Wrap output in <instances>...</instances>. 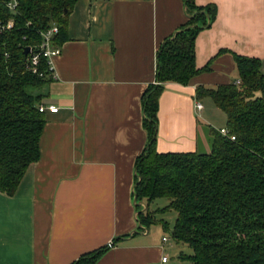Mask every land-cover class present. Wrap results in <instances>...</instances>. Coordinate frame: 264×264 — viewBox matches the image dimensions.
Here are the masks:
<instances>
[{
	"label": "crops",
	"instance_id": "0c3cea01",
	"mask_svg": "<svg viewBox=\"0 0 264 264\" xmlns=\"http://www.w3.org/2000/svg\"><path fill=\"white\" fill-rule=\"evenodd\" d=\"M194 2L216 13L195 38L200 72L163 85L162 153L207 152L209 128H224L226 116L197 87L239 82L235 55L264 66V0ZM187 20L184 0H76L51 59L42 103L57 111L44 112L40 157L12 195L0 190V264H72L110 241L93 264H174L161 260L172 239L141 229L135 163L148 143L142 96L156 81L157 53Z\"/></svg>",
	"mask_w": 264,
	"mask_h": 264
},
{
	"label": "trees",
	"instance_id": "16d2710c",
	"mask_svg": "<svg viewBox=\"0 0 264 264\" xmlns=\"http://www.w3.org/2000/svg\"><path fill=\"white\" fill-rule=\"evenodd\" d=\"M0 0V190L12 195L28 166L40 157L45 114L39 105L52 81L47 60L36 72L26 68L25 47L39 43V31L58 26L53 44L66 38L68 16L76 0H17L14 11ZM186 23L157 53L156 81L142 96L148 143L135 163L134 194L145 202L138 212L143 226L165 224L156 214L176 213L170 238L187 244L186 264H264V66L258 58L235 55L239 82L215 88L198 86L226 116L227 134L209 128L207 152H158V98L164 83L186 84L200 72L195 66V38L210 26L214 6L184 0ZM234 136V139L230 137ZM167 204L150 212V204ZM107 246L83 254L72 264H93Z\"/></svg>",
	"mask_w": 264,
	"mask_h": 264
},
{
	"label": "built area",
	"instance_id": "2783aa9c",
	"mask_svg": "<svg viewBox=\"0 0 264 264\" xmlns=\"http://www.w3.org/2000/svg\"><path fill=\"white\" fill-rule=\"evenodd\" d=\"M17 3H18L17 0H7L6 7L9 10L14 11L17 7ZM12 26H13V19L10 18L5 24H2V23L0 24V31L5 30V29H10L12 28ZM57 32H58V26L55 24L52 25L47 30L39 31V34L41 36L40 42L35 44L34 46H29L30 48L29 52L26 54V68L27 69L32 70L33 72H36L39 60L41 57H43L47 60L50 74L53 79L51 59L53 56L60 53V48L53 44V37ZM196 107L201 108L202 107L201 103L197 102ZM38 108L41 112H46L47 110L51 112L57 111L56 107L47 106L44 103H41ZM219 132L224 135L228 133L225 128H220ZM230 138L234 139L235 137L231 136ZM167 240H168L167 237L162 238V241H167ZM106 246L108 248H111L114 246V243L110 241L107 243ZM161 260L162 262H165L167 260V257L163 256Z\"/></svg>",
	"mask_w": 264,
	"mask_h": 264
},
{
	"label": "rangeland",
	"instance_id": "374dc122",
	"mask_svg": "<svg viewBox=\"0 0 264 264\" xmlns=\"http://www.w3.org/2000/svg\"><path fill=\"white\" fill-rule=\"evenodd\" d=\"M201 137L202 135L200 136V141L202 139ZM208 151H209V148H208ZM137 203H139L140 205V208L138 207L139 208L138 212L143 210L146 207V205L140 199H137ZM166 204H167V200L165 198L157 199L150 204V208H149L151 210L150 212H152L153 210L157 208H161L165 206ZM175 217H176V213L173 210H167L164 212L157 213L156 218L163 219V222H165V224L164 225H162L161 223L151 224L149 226L151 230V235L159 239H162V237L164 236L170 239V231L173 228ZM141 229L145 230V226ZM168 244H169V247L165 251V256L169 258L170 263L172 262L174 264H186L185 262H182L178 259V254L191 253V248L187 244H183V243L174 245L171 240L169 241Z\"/></svg>",
	"mask_w": 264,
	"mask_h": 264
},
{
	"label": "water",
	"instance_id": "95a60500",
	"mask_svg": "<svg viewBox=\"0 0 264 264\" xmlns=\"http://www.w3.org/2000/svg\"><path fill=\"white\" fill-rule=\"evenodd\" d=\"M29 46L25 47V54H27L29 52Z\"/></svg>",
	"mask_w": 264,
	"mask_h": 264
}]
</instances>
